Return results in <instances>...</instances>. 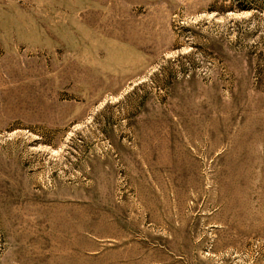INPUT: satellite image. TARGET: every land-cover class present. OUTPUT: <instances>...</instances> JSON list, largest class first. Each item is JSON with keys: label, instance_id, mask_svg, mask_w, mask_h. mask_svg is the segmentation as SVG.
I'll list each match as a JSON object with an SVG mask.
<instances>
[{"label": "rangeland", "instance_id": "obj_1", "mask_svg": "<svg viewBox=\"0 0 264 264\" xmlns=\"http://www.w3.org/2000/svg\"><path fill=\"white\" fill-rule=\"evenodd\" d=\"M0 264H264V0H0Z\"/></svg>", "mask_w": 264, "mask_h": 264}]
</instances>
